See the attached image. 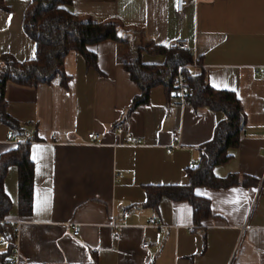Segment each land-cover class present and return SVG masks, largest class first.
<instances>
[{"label": "crops", "instance_id": "0c3cea01", "mask_svg": "<svg viewBox=\"0 0 264 264\" xmlns=\"http://www.w3.org/2000/svg\"><path fill=\"white\" fill-rule=\"evenodd\" d=\"M0 2V56L32 58L34 43L21 27L28 0ZM69 10L119 19L131 47L185 40L188 71L202 68L208 85L239 101L236 145L212 167L238 182L193 187L208 204L195 220L187 200L156 186L187 182L186 169L222 114L182 103L160 85L128 108L139 94L121 64L131 49L110 39L88 44L93 62L70 50L64 85L54 76L34 87L4 86L10 122L0 123V155L27 142L32 163L29 212L17 211L16 167L7 165L2 178L9 207L0 222L16 225V264H264V72L254 70L264 66V0H188L181 12L173 0H72ZM140 60L163 57L142 52ZM125 132L137 142L124 143Z\"/></svg>", "mask_w": 264, "mask_h": 264}, {"label": "trees", "instance_id": "16d2710c", "mask_svg": "<svg viewBox=\"0 0 264 264\" xmlns=\"http://www.w3.org/2000/svg\"><path fill=\"white\" fill-rule=\"evenodd\" d=\"M71 1L28 0L22 11L21 27L34 43V55L23 61H16L8 55L0 56V123L10 122V117L5 112L4 100V86L7 82L34 87L59 76L60 83L64 85L66 75L62 61L65 54L72 50L87 62H93L94 56L86 49L88 44L110 39L121 43L128 50L131 49L130 53L122 57L121 64L129 79L138 87L139 94L131 99L128 108L145 102L148 90L155 85L162 86L169 93L176 70L192 62L189 51L177 49L174 45L144 42L136 47L129 46L131 43L127 40L124 25L119 19H98L73 13L69 10ZM142 52L160 54L163 60L160 63L142 62ZM181 72L185 76V85L189 88L184 94L186 102L193 108L204 107L219 111L222 119L216 122L212 137L199 147L197 164L186 169L187 182L156 187L161 188L169 198L187 200L193 208L194 219L198 220L208 214V204L207 200L193 194V187H224L238 182L234 173L216 177L212 173V167L224 162L229 157V149L236 145L242 125V113L235 94L230 90L215 89L208 85L202 68L193 73L182 68ZM9 164L14 165L17 172V211L25 214L30 210L32 187V163L28 157L27 142H19L12 150L0 155V219L9 207L8 197L2 188V178ZM151 190L147 193L148 200L152 198ZM0 235L5 242L4 248L0 250V264H6L12 240L9 225L0 222Z\"/></svg>", "mask_w": 264, "mask_h": 264}, {"label": "built area", "instance_id": "2783aa9c", "mask_svg": "<svg viewBox=\"0 0 264 264\" xmlns=\"http://www.w3.org/2000/svg\"><path fill=\"white\" fill-rule=\"evenodd\" d=\"M174 1V9L176 12H181L182 8L187 4L188 0H173ZM174 45L177 49H186V42L184 39L176 38L173 40L172 44ZM193 64H187L180 66L177 70L176 73L172 79V87L170 90L171 95L176 97L180 102L184 103L186 102L184 98V94L188 91V86L185 85V76L182 74L181 69L182 68H188ZM255 71H261L264 72V66L256 67L254 68ZM117 131L120 129L117 128ZM7 135L8 137L13 136V132L11 130H7ZM88 138L91 140H97L99 138L98 134L96 133H87L86 135ZM263 136H264V129H263ZM170 139H171V146L176 145V141L178 139V132L176 130H173L170 132ZM124 143H129V144H135L137 142V139L132 137L128 132L124 133L123 137ZM263 157H264V151H263ZM121 214L125 215L126 210H121ZM149 223H152V225H155L152 221V219H148ZM71 228V234L76 235L78 233V225L76 224H70ZM10 233L12 236V240L10 242L11 249L8 254V259L6 264H16V225H12L10 227ZM146 243H142V246H146Z\"/></svg>", "mask_w": 264, "mask_h": 264}]
</instances>
